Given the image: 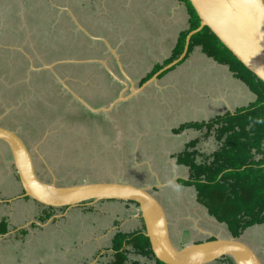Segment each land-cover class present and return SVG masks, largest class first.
Masks as SVG:
<instances>
[{
	"label": "crops",
	"instance_id": "obj_1",
	"mask_svg": "<svg viewBox=\"0 0 264 264\" xmlns=\"http://www.w3.org/2000/svg\"><path fill=\"white\" fill-rule=\"evenodd\" d=\"M79 1L80 7H90L91 12L102 13L103 17L108 16L105 12L111 0H88L91 4L85 3L84 0ZM112 1H116L117 6L122 2L121 5L124 6L125 2L130 0ZM138 1L139 4L153 2L154 6H151L158 14L164 13V16L151 22H145L144 17L142 25L145 30L142 25L141 28L133 26L129 34L122 30L116 37L109 36L106 32L87 31L84 28L89 35L83 32L84 36L91 43H96L102 52L98 54L90 49L92 60L88 62L80 58L81 54L68 55L65 60L74 61L63 62L68 64L67 66L54 65L53 70L40 72L42 79L47 81L48 76L49 80L45 91L40 90V102L47 103L50 99L56 107L43 105L45 110H52L54 115L57 112L60 115L65 114L60 116L55 125L61 126L63 122H69L65 121L68 115H76L80 118L78 121L92 126L90 132L79 133L73 124L67 123L68 131L62 134L72 136L70 139L74 142L66 144L67 152L62 149L58 155L61 158L69 153L72 158L76 156L80 165H88L90 171L86 170L90 178L85 182L117 181L152 189V194L166 211L170 235L177 246L219 238L216 235L222 232V226L227 236L221 238L233 237L227 226L210 216L208 210L198 202L194 186H184L177 181L182 180L180 178L188 179L190 175L189 167L185 165V159L180 161V155L192 152L196 155L195 161L199 162L202 157L209 156L214 151L204 143L207 132L204 127H182L203 125L216 117L244 109L254 104L256 96L250 89L249 82L237 75L238 69L208 57L199 45H194L189 53L186 51L178 62L165 64L176 46L178 37L190 29L189 7L183 0ZM71 17L74 25L78 27L77 17ZM79 26L82 27L80 24ZM137 31L139 36L137 34L132 37L131 34L135 35ZM149 35L154 38L152 48L137 49L138 38L148 39ZM167 43H171V46L167 47L169 53L163 56L162 52L159 54L157 47L161 49ZM129 44L133 46L132 51ZM57 66L59 68L55 70ZM201 66L204 72L194 71ZM155 67H161V70L145 81L147 75L154 72ZM92 68H98L100 75L107 78H103L100 83L95 82L97 79H94L93 73H88L92 72ZM189 71L198 74L194 76L195 80L193 77L192 83L187 80ZM206 72L209 77L207 81ZM34 73L27 71L24 79L27 84L33 79ZM42 73L44 74L41 75ZM58 76H66L63 79L65 83L60 81V85L54 84ZM78 78H83L86 82L80 83ZM108 78L113 80L109 81ZM29 88V91L34 93L39 91L37 85ZM61 88L63 90H60ZM60 91L65 92L64 95ZM10 106L9 103L6 113ZM50 120H53V117ZM148 121L155 125V129L149 128V123H146ZM117 123L123 124L120 133L117 125L116 131L112 130V125ZM71 128L74 132L69 131ZM21 137L31 155L36 174L40 175L36 164L40 165L41 162L43 167L45 166L43 170L49 172L51 180L39 177L44 181H57L54 171L60 169L56 166L47 167L48 158L57 154L60 148H56V142L53 147L48 143L55 139L54 135L40 129V135L33 138L36 143L32 138ZM193 141L196 145L192 148L190 144ZM6 151L7 154L0 150V175L5 173L2 178L4 180L0 181V264H77L78 259H81L83 264H103L105 261L109 263L112 256L106 255V252L112 249L111 240L116 232L126 235L143 232L144 225L138 207L133 202L87 201L71 207L49 208L25 197L19 179L13 171L7 148ZM111 161L115 168L111 167ZM61 162L60 159L58 163ZM78 166L76 164L73 170ZM144 169L148 171L149 177L145 180L139 179L140 174L137 171ZM121 171L131 178L127 175L129 180L123 176L114 177V173ZM182 171L186 176L178 174ZM132 172L137 173L134 175ZM175 172L178 175H175ZM95 173L100 176L94 177ZM173 181L177 187L185 188L183 191L179 190L177 197L167 191ZM172 198L174 199L171 200ZM125 215L129 216L128 219H124ZM171 219L175 222L171 223ZM184 223L188 225L186 228L180 226ZM77 226L80 232L78 237L73 234ZM245 232L243 240L246 243ZM102 239H108V242H103ZM87 243H93L97 253H79L78 257L76 252L81 251ZM130 248L128 247L129 250ZM149 260L153 264L154 260L148 259V262ZM141 261L149 264L146 259ZM220 264L233 263L226 258L222 259Z\"/></svg>",
	"mask_w": 264,
	"mask_h": 264
},
{
	"label": "rangeland",
	"instance_id": "obj_2",
	"mask_svg": "<svg viewBox=\"0 0 264 264\" xmlns=\"http://www.w3.org/2000/svg\"><path fill=\"white\" fill-rule=\"evenodd\" d=\"M58 1H60V3H57ZM84 2L87 4H91V2H89L88 0H84ZM80 3L81 2L79 0H0V20H2L3 22L2 25L0 26V59L2 56V59L6 61L11 60L12 59L11 55H13L14 53H11V55H6L5 54L6 52L4 51L2 52L1 50L4 48H7L8 43L18 42L17 47H15L16 50L24 51L26 53H28L29 51H30L29 53L35 52V53H38L40 57L45 56L48 60L54 58V56H56L55 52H58L59 49H63L64 55H68L69 52H73V55L74 54L80 55V52H81L80 58L83 61L86 60L88 62L92 60L90 59L91 58L90 49H92L93 52L97 51L98 54L102 52V49L100 47H97L98 45L96 43H93V42L91 43L90 40L88 41V39L84 36L81 28L79 26L76 27L73 24V21H72L73 19L71 15L76 16L78 23L83 28H85L87 31L98 30V32H106L108 33L109 36L111 35L113 37H116L118 32L119 34L122 33V30H125L126 33L128 32L130 33L131 28L133 26H136L137 28H141L142 20L144 19V17H145V22H151V20L153 21L155 18L164 16V13L158 14L157 10L151 6V4L153 5V2L148 3V4L146 3L139 4L140 2L138 0H130V1H126L124 6L121 5L122 2L117 6L116 1L111 0L109 1V4H107V11L105 12L108 14V16H105V17L101 16L102 13H96L94 11L91 12L90 7L89 8L80 7L79 6ZM188 17H191L190 11H189ZM191 19L194 20V16L191 17ZM147 24L148 23H146V28L149 30V28L147 27ZM149 24L150 26H153L152 23H149ZM142 28L143 30H145L143 25H142ZM43 29H45L46 31L42 32ZM132 34H131L132 37H135L137 34L139 36L138 31L135 33V35H132ZM42 36H44V38H42ZM151 37L152 35L148 36V39H150L149 41L148 39L140 40L138 38V40L141 41L142 43L138 41L137 49H141V48L144 49L145 47L152 48L154 38H151ZM61 40L66 41L67 43L65 44L67 45L66 46L67 49L70 48L72 50L68 51L65 48L64 43ZM129 46L132 51L133 50L132 44H129ZM169 46H171V43H167V45L162 46L161 49L157 47V50H160L159 54H161L160 52H162L163 56L168 55L169 51L167 52V47ZM155 56L159 57L158 55H155ZM14 57L16 56L14 55ZM50 62H54V59L51 60ZM173 62L174 61H172L169 64L172 65ZM53 67L54 65L52 66V68ZM97 67L98 68L100 67L99 63L97 64ZM202 67L203 66L199 67L198 70L194 69V71L197 73H202L204 72L202 71ZM40 68H41L40 72L48 71V70H45L46 68H42L41 66ZM58 68L59 66H57L55 70H57ZM98 68H92V72H88V73H93L92 75L94 79L95 78L97 79V81L95 82L100 83L102 82L103 78L106 79L107 77L106 76L102 77L100 75V71H97ZM153 69L154 71H156L153 75H155L158 71L161 70V69L157 70V67ZM21 70L22 69L20 68L19 71ZM50 70H53V69H50ZM3 72H5V69L0 66V99L2 98L1 101H4V102L8 100L6 106H9V103L11 106H10V110L7 111V114H5V111L3 108L4 102L0 103V124L8 128H12V130H15V132L18 133L20 136H23L25 138L29 137L32 139L40 135V129H45L46 131L50 133V135H54L55 137V139L51 140L48 143H50L51 146L53 147L55 144L54 142H56V145H57L56 148L60 147L58 149L57 154L48 158V163H47L48 164L47 167L56 166L57 168L60 169L59 171H54V174L57 179L56 182L61 185H68L72 183H77V182L82 183V182L88 181L87 179L90 178L87 176V174H89L87 170L90 171V167L88 165H85L84 163H83L84 165H80L75 155L74 156L72 155L73 156L72 158L69 156L70 154L68 153V155L66 154L65 157L60 158L58 154L61 153L62 149L63 151L65 150V148L67 150L66 144L68 145L69 142H74L72 139H70V137L72 136L68 137V134L67 135L62 134V132L68 131V127L66 125L67 123L70 122V124H73V126H75L74 129L76 130V132H79V133H82L85 131L90 132L92 129V126L84 125L83 122L78 121L80 118L76 115H72V116L68 115L65 121L69 120V122H66V123L63 122V125L61 124V126L55 125V123L60 118V116H65V114L60 115L58 114L57 111H55L57 112V114L54 115L52 114V111L45 110V107H44L45 105L56 107L54 103H51L52 101L50 99H48L47 103L42 102V101L40 102V96L42 94L41 91H43V89L45 91V87L49 83V82L47 83V81H49L47 78L48 76L47 77L44 76L46 77V80H47L45 81V79H42L40 77V72H35L33 75V79L28 81V84L26 83L22 87L20 84H18L15 87H13L14 83L12 82L11 75L3 73ZM63 72L64 70L61 71V73ZM94 73H96V75ZM64 74H67V73H64ZM151 74L152 73L148 74L147 76ZM195 75H198V74H194L193 72L187 73V76H188L187 80L189 81V83L193 82V77ZM205 75H206L205 78L207 81L209 79L208 72H206ZM65 77L58 76V79L56 78L54 80V84L60 85V81L64 82L63 79ZM49 79H50V76H49ZM111 79L108 78L109 81H111ZM77 80H79L80 83L86 82V80H84L83 78L81 80L78 78ZM194 80H195V77H194ZM32 85L38 86L39 91L37 93L29 91L30 89L29 87H31ZM60 90H63V88H61ZM60 93L64 95L65 92L60 91ZM43 94L45 95L46 92H44ZM21 95L22 97H20ZM69 104L70 102H68V105ZM229 114H232V113H229ZM52 117H53V120H50L52 119ZM43 120H46V121H43ZM146 123H149V121ZM116 125L120 133V130L123 124L117 123V124L112 125L113 132L116 131L117 129ZM149 125H150L149 126L150 129L151 128L155 129L154 127L155 125H153L151 121ZM190 127H194L193 129H195V128H200L201 125L193 124ZM102 128L105 130L104 127ZM74 129L71 128V130L69 131L74 132ZM207 137L205 138L204 143L207 144L208 147L211 146V148L215 150L217 148L216 141L214 140V138L212 139V135L207 136ZM36 142L37 141L34 140V143ZM66 150L65 152H67ZM1 152L7 154L6 148L2 146ZM60 159L62 162L59 164L58 162ZM111 162H112L111 167L113 168L114 167L113 161ZM36 163L38 162L36 161ZM76 164L79 166L76 170H73ZM36 166H37V169H38V172L41 178L46 179V180H51L49 172L43 170L45 166L43 167V164L41 162H40V165L36 164ZM134 169H137V168H134ZM137 172L140 174L139 179L142 178L143 180H145L146 178L149 177L147 175L148 171L146 169L140 170ZM137 172H132V173L136 175ZM178 174L186 176V173L183 171ZM178 174L175 172V175H178ZM4 175H5L4 172L0 175V181L4 180L2 179ZM98 175L99 174L95 173L94 177ZM117 175L123 176L124 178H126V180H129L128 178H131L126 173L128 177L127 178L124 171L114 173V177H116ZM70 176L77 177L79 179L77 178L71 179ZM180 179L185 180V181L187 180L184 178H180ZM168 187H169L167 189L168 193L171 192L172 196L174 195L175 197L179 195V190H182V191L185 190V188L183 187H180V188L177 187L175 184V181L170 183ZM173 199L174 198H172L171 200ZM174 205H176L175 200H174ZM111 215L112 214H110L109 217H111ZM128 217H129L128 215H125L124 219H128ZM174 222H175L174 219H171V223H174ZM180 226L183 228H186L188 225L187 223H184ZM204 226H207V225L204 224ZM76 228L78 229L79 227L77 226L74 229L76 230ZM223 229H224V226H222V232L216 235L217 237L221 238V237L227 236L226 233L223 232ZM141 235H143V232L136 233V237L139 238L138 239L139 246L144 245ZM244 237H245L246 243H248L252 247V249L255 250L257 255L261 258V260L264 263V224L256 225V226L249 228L247 232H245ZM77 240L79 241V238H77ZM102 240L103 242H108V239H102ZM94 250H95V245L93 243H87L86 245H84L82 250L76 252V254L78 257L80 255L79 253H82V255H87L90 253H92L93 255L94 253L95 255L97 251H94ZM110 252L111 251H108V253ZM129 256L130 258L140 259L138 261L141 264H144L143 261H141V259L143 260L146 259V257H143V256L141 257L134 253H131ZM78 261L79 263L77 264H83L81 259H78ZM105 263L108 264V261H105ZM148 263L152 264L150 263V260Z\"/></svg>",
	"mask_w": 264,
	"mask_h": 264
},
{
	"label": "water",
	"instance_id": "obj_3",
	"mask_svg": "<svg viewBox=\"0 0 264 264\" xmlns=\"http://www.w3.org/2000/svg\"><path fill=\"white\" fill-rule=\"evenodd\" d=\"M188 1L199 18V25L188 33L183 52L173 64L184 57L190 37L207 27L249 72L264 83V0ZM80 28L88 35L84 28ZM57 63L46 64L44 68L52 69ZM0 145L9 151L11 165L24 196L45 207L62 208L86 201L108 200L136 204L144 225L143 234L149 240L154 259L163 264H211L222 258L230 259L233 264H263L257 253L244 242L245 231L237 238H214L177 246L170 235L166 211L150 188L117 181L69 185L44 181L36 174L31 155L22 139L2 125Z\"/></svg>",
	"mask_w": 264,
	"mask_h": 264
},
{
	"label": "trees",
	"instance_id": "obj_4",
	"mask_svg": "<svg viewBox=\"0 0 264 264\" xmlns=\"http://www.w3.org/2000/svg\"><path fill=\"white\" fill-rule=\"evenodd\" d=\"M183 1L188 5L194 20L190 19V29L178 37L176 46L165 64L171 63L181 55L186 36L199 25V18L189 1ZM2 23L0 20V26ZM45 31L43 29L42 32ZM61 41L67 49V42ZM194 45L201 46L202 52L208 57L238 69L237 75L249 82L250 89L256 96V101L251 106L216 117L201 125L207 131L206 137L212 135L217 143V148L209 156L202 157L199 162L195 161L196 155L192 152H184L179 156L180 161L185 159L190 175L186 181L178 182L184 186H194L198 202L208 210L210 216L219 223H224L231 235L237 238L245 230L264 224V83L249 72L207 27L190 37L188 53ZM68 55H73V52ZM53 59L48 60L44 56L47 62ZM160 68L157 67V70ZM155 72L147 76L145 81ZM190 126L192 125H184L182 128ZM195 145L196 142L193 141L190 147ZM141 238L143 246H139L136 233L115 234L112 239L114 254L108 264H140L138 260H130L131 253L152 259L155 264H163L154 259L148 238L144 234ZM128 247H131L130 250Z\"/></svg>",
	"mask_w": 264,
	"mask_h": 264
},
{
	"label": "flooded vegetation",
	"instance_id": "obj_5",
	"mask_svg": "<svg viewBox=\"0 0 264 264\" xmlns=\"http://www.w3.org/2000/svg\"><path fill=\"white\" fill-rule=\"evenodd\" d=\"M17 45H18V42H16V43H8L7 44V48H4V49L1 50L2 52L3 51L6 52L5 53L6 55H11V53H14L13 55H11L12 56V59L11 60L6 61V60L2 59V56H1V59H0V66L5 69V72H3V73H6V74H10L11 75L12 82L14 83V86L13 87H15L18 84H20L21 87H22V86H24L26 84V82H25L24 79L27 76V71L30 74L31 73H34V72H40V69H41L40 66L42 68H44V65H46V64L49 65V64H52L54 62H58L57 64H55V66H56V65L62 64L63 62L62 63H60V62L65 60V59L64 60L61 59L64 56L62 49H59L58 52H55L56 53V56H54V62H50L49 63L46 60L44 62V56L43 57H40V55H38V53H35V52L34 53H29L30 51L29 52L27 51L28 53H26L24 51L16 50L15 47H17ZM11 48H13V49L11 50ZM80 54H81V52H80ZM14 55L16 57H14ZM20 68L22 69L21 71H19ZM45 70H50V69H47L46 68ZM13 80H15V81H13ZM1 99H0V103H3L4 101H1ZM6 105H7V100L4 102V105H3L5 114H7L6 113V109L8 108V106H6ZM4 127L7 128V129L12 130V128H8L6 126H4ZM12 131L15 132V130H12ZM16 134L20 138H22L18 133H16ZM1 148H2V146L0 145V150H1ZM48 182H52V181H48ZM143 233H144V230H143ZM73 234H76V236H78L79 235V228L78 229L76 228V232H74ZM115 234H117V232ZM133 234H135V233H132L131 235H133ZM111 247H112V243H111ZM108 251H111V252L108 253ZM108 251L106 252V255L109 254L113 258L114 251L112 249H109ZM112 258H111L110 262L112 261ZM146 259L148 260V258H146ZM222 259H226V258H222ZM222 259L217 260L216 262H218V263H216V264H220V261ZM153 264H155V261L153 262Z\"/></svg>",
	"mask_w": 264,
	"mask_h": 264
},
{
	"label": "clouds",
	"instance_id": "obj_6",
	"mask_svg": "<svg viewBox=\"0 0 264 264\" xmlns=\"http://www.w3.org/2000/svg\"><path fill=\"white\" fill-rule=\"evenodd\" d=\"M87 202V201H86ZM84 203V202H83Z\"/></svg>",
	"mask_w": 264,
	"mask_h": 264
}]
</instances>
